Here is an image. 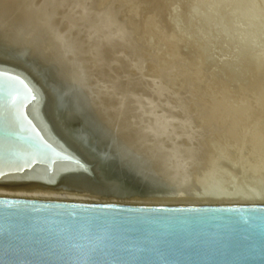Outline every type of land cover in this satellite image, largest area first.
Returning a JSON list of instances; mask_svg holds the SVG:
<instances>
[{
	"label": "water",
	"instance_id": "95a60500",
	"mask_svg": "<svg viewBox=\"0 0 264 264\" xmlns=\"http://www.w3.org/2000/svg\"><path fill=\"white\" fill-rule=\"evenodd\" d=\"M40 17L0 9V187L151 197L104 65ZM0 264H264V205L0 197Z\"/></svg>",
	"mask_w": 264,
	"mask_h": 264
},
{
	"label": "bare ground",
	"instance_id": "6f19581e",
	"mask_svg": "<svg viewBox=\"0 0 264 264\" xmlns=\"http://www.w3.org/2000/svg\"><path fill=\"white\" fill-rule=\"evenodd\" d=\"M131 2L108 0L101 4V0H0V9L15 3L24 13L41 14L39 19L43 26L59 29L55 43L75 45L70 57L83 51L90 57L89 69L104 65L108 78L103 84L116 98L117 107L125 111L123 118L127 121V129L124 135L130 139L127 148L133 150L137 157L135 169L158 189L147 199H121L119 203L129 200L128 203L135 204L264 205L258 202L259 194L252 197L250 191L254 192V189L250 190L251 186L247 189L237 181L236 175L232 177L228 174L233 169V162L227 161L219 146L213 145L214 138L219 134L217 132L221 131L219 129L224 128V133L232 124L228 127L229 122L226 124L222 120L219 125L215 115H193L188 78L184 79L182 89H175L170 76L160 78L161 75L153 79L147 73L146 46L141 41L144 38H140L134 26L137 21L133 23L132 18L127 17V13L134 16L139 11V6ZM201 105L195 109L202 108ZM0 197L92 202L94 196L0 187ZM253 198H258L256 203Z\"/></svg>",
	"mask_w": 264,
	"mask_h": 264
},
{
	"label": "rangeland",
	"instance_id": "374dc122",
	"mask_svg": "<svg viewBox=\"0 0 264 264\" xmlns=\"http://www.w3.org/2000/svg\"><path fill=\"white\" fill-rule=\"evenodd\" d=\"M131 1L139 11L127 17L137 21L134 26L144 38L147 73L153 79L170 76L175 89L188 78L192 94L185 92L195 96L189 98L193 115H215L219 125L222 120L232 124L224 133L219 129L213 145L233 162L228 174L254 189L252 197L259 194L261 201L253 202L264 203V0ZM92 202L119 200L94 196Z\"/></svg>",
	"mask_w": 264,
	"mask_h": 264
}]
</instances>
